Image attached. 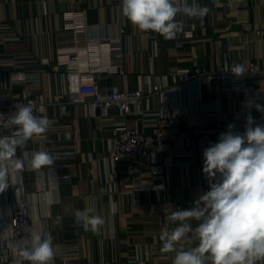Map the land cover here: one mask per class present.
I'll use <instances>...</instances> for the list:
<instances>
[{
	"label": "crops",
	"instance_id": "0c3cea01",
	"mask_svg": "<svg viewBox=\"0 0 264 264\" xmlns=\"http://www.w3.org/2000/svg\"><path fill=\"white\" fill-rule=\"evenodd\" d=\"M196 3L208 7V14L178 15L184 31L165 40L135 28L114 0H0V95L30 91L51 101L47 132L17 149L25 167L0 193V264H21L6 242L13 210L24 199L33 233L51 235L57 246L54 264H173L175 252L160 251V234L177 226L168 222L169 214L189 209L209 190L203 149L215 136L218 118L226 117L239 133L249 113L264 124V112L255 107L264 106V79L229 90L194 76L196 68L264 63V35L257 33L264 30V0ZM64 46H78L85 59L88 70L77 80L66 77ZM98 86L141 89L144 97L125 116L117 108L77 101ZM156 112L180 118L159 150L144 157L136 171L114 160L111 144L118 127L125 123L152 139ZM34 151H59L60 158L33 169L28 161ZM85 207L106 221L98 234L75 222V210ZM196 244L189 238L177 248Z\"/></svg>",
	"mask_w": 264,
	"mask_h": 264
},
{
	"label": "clouds",
	"instance_id": "9594fccd",
	"mask_svg": "<svg viewBox=\"0 0 264 264\" xmlns=\"http://www.w3.org/2000/svg\"><path fill=\"white\" fill-rule=\"evenodd\" d=\"M124 17L142 32L152 31L165 40H174L186 27L178 15L190 19L204 18L209 9L192 0H121ZM245 73L242 65L231 71ZM251 107V102H249ZM264 112V106L255 105ZM50 121L34 114L31 106H16L4 127H13L9 135H0V193L10 186L13 173L25 167L17 149L26 147L33 137L44 135ZM229 124L217 142L203 149L202 172L209 190L196 199L189 209H179L167 216L177 225L161 231L162 253L175 252L173 264H264V124L249 113L245 131H234ZM52 154L34 151L28 163L33 169L51 166ZM93 202L96 197H91ZM92 208L76 209L74 219L85 231L99 233L106 221L93 215ZM191 221H196L194 227ZM197 242L188 250L177 245L186 239ZM21 264H54L56 247L51 235L41 231L31 234L27 243L6 242Z\"/></svg>",
	"mask_w": 264,
	"mask_h": 264
},
{
	"label": "built area",
	"instance_id": "2783aa9c",
	"mask_svg": "<svg viewBox=\"0 0 264 264\" xmlns=\"http://www.w3.org/2000/svg\"><path fill=\"white\" fill-rule=\"evenodd\" d=\"M121 5V0H114ZM124 32V29L120 30ZM258 34L264 35V30H257ZM78 42V41H77ZM66 56L67 70L66 77L69 81L76 80L79 75L87 71L88 68L83 64L85 60L78 46H64L60 48ZM118 57H122V53H118ZM238 64H228L222 67H213L210 69L196 68L194 76L199 79L214 80L217 83L224 84L229 90H236L241 87L253 86L260 83L264 79V63L255 60H250L244 65L245 73L241 76L233 74L232 68ZM97 77L98 74H95ZM144 97V92L141 89L137 90H121L108 89L98 86L91 94L78 96L76 99L79 102H85L90 107L107 110L109 108H117L121 115L130 114L136 106H138ZM51 103L42 95H35L30 91L14 94L0 95V135H9L14 130L13 127H4L3 124L8 120L11 114L16 111V106H31L34 109V114L46 117L47 107ZM154 122L153 137L149 138L136 127L123 124L118 127L117 134L112 138L111 154L114 160L127 162L134 171L141 160L151 153L159 150V146L169 135V129L177 128L180 124V118L177 114H166L156 112L151 117ZM231 121L226 117L218 118L217 127L214 130L215 136L210 139L211 143H215L221 133L227 131ZM54 157L60 158V152L51 153ZM33 218L31 216V208L27 199L21 202L14 208L8 226L11 241L28 242L33 233ZM3 255L1 258L7 256Z\"/></svg>",
	"mask_w": 264,
	"mask_h": 264
}]
</instances>
